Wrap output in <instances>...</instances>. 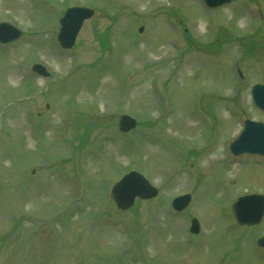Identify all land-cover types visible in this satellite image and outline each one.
Listing matches in <instances>:
<instances>
[{"label":"rangeland","instance_id":"obj_1","mask_svg":"<svg viewBox=\"0 0 264 264\" xmlns=\"http://www.w3.org/2000/svg\"><path fill=\"white\" fill-rule=\"evenodd\" d=\"M43 1L0 0V21L24 31L22 38L0 47V264H40L38 249L47 247L40 237L47 232L26 215L54 213L61 215L55 222L58 242L47 264H94L88 261L97 251L117 253L130 243L119 225L110 222L135 214L144 223L138 254L145 255V264H264L253 252L252 228L234 243L238 229L228 227L227 204L237 192L264 191V171L233 165L221 173L211 156L218 161L223 157L220 145L211 155L204 151L199 145L207 141L208 129L190 115L203 99L220 140L235 134L233 117L222 111L224 99L232 98L233 84L238 86L231 59H243L239 46L233 45L239 38L254 45L263 39L257 56L251 52L249 60L241 61L250 74L240 93L247 108L250 84L264 82V31H257L264 30V22L254 15L247 20L235 10V1L209 11L198 0H51L59 9L68 4L95 9L82 24L76 45L62 49L47 31L57 24L48 13L53 7ZM255 1L264 13V0ZM171 12L185 20L193 37L187 48L193 51L182 57L191 37L168 17ZM140 25L143 30L137 33ZM36 61L50 71L48 77L30 72ZM10 96L19 102L3 108ZM166 102H172L171 110L160 116ZM125 112L141 121V127L127 134L117 129ZM249 115L264 121V112L254 105ZM27 118L38 129L32 130L24 122ZM64 132L74 142L64 143ZM73 163L77 173L71 175ZM190 163L195 167H188ZM29 167L33 174L25 170ZM131 167L149 175L159 192L153 200L136 201L117 213L104 201V185ZM240 172V180L230 185ZM220 173L226 180L223 190ZM77 176L85 188L80 201L75 199ZM183 191L191 194L187 215L202 223L198 235L189 238L182 215L171 218L168 212L169 198ZM71 200L77 202L64 214ZM259 229L264 232V224ZM125 255L127 264H139L133 250Z\"/></svg>","mask_w":264,"mask_h":264},{"label":"water","instance_id":"obj_2","mask_svg":"<svg viewBox=\"0 0 264 264\" xmlns=\"http://www.w3.org/2000/svg\"><path fill=\"white\" fill-rule=\"evenodd\" d=\"M206 1H212L211 4L216 5L227 0ZM90 14L91 10L84 7H69L66 10L65 14L60 19L62 26L58 35L62 46L69 47L73 43L75 34L82 20L85 17H88ZM19 34L20 31L11 24L0 22V41H8L10 39L16 38ZM254 92L257 96L255 98L256 103L264 108V86L255 85ZM127 121L129 122V124H124L125 127L132 125V122H130L129 120ZM123 123L124 120L122 119L120 121V125L122 126ZM250 126L252 128L255 127L256 129L264 128V125L261 122H253L250 124ZM154 193L155 190L148 184L143 176L135 172H130L126 177H124L123 181H120L116 184L113 196L116 198L117 203L124 208L132 203V199L135 194H138L140 197H150ZM247 200L252 201V198H248ZM247 200H243L239 204H243ZM260 215L261 212L258 216L260 217Z\"/></svg>","mask_w":264,"mask_h":264}]
</instances>
